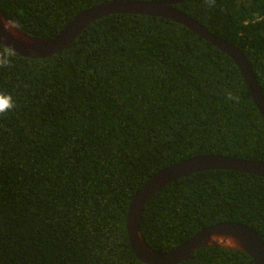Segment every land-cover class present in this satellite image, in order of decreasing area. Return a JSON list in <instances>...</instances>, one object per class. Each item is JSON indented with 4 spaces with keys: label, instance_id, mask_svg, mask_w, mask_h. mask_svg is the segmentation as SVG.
<instances>
[{
    "label": "trees",
    "instance_id": "trees-1",
    "mask_svg": "<svg viewBox=\"0 0 264 264\" xmlns=\"http://www.w3.org/2000/svg\"><path fill=\"white\" fill-rule=\"evenodd\" d=\"M110 1L0 0V9L52 39ZM174 7L237 45L264 96V0ZM0 93L16 105L0 116V264H146L130 244L127 215L151 177L199 155L264 161V118L237 64L169 19L109 15L52 56L15 52L0 68ZM226 222L264 240V177L212 170L178 179L147 204L141 228L147 246L167 253ZM181 264L254 261L205 247Z\"/></svg>",
    "mask_w": 264,
    "mask_h": 264
},
{
    "label": "water",
    "instance_id": "water-1",
    "mask_svg": "<svg viewBox=\"0 0 264 264\" xmlns=\"http://www.w3.org/2000/svg\"><path fill=\"white\" fill-rule=\"evenodd\" d=\"M186 0H112L78 14L52 39L37 38L20 26L6 28L11 20L0 9V44L15 49L27 58H46L70 46L96 20L114 14H136L172 20L192 30L230 56L240 69L252 98L264 118V96L252 66L245 54L233 43L222 40L190 15L174 7ZM212 170H234L264 177V161L218 155H199L151 177L133 198L127 215L129 241L135 255L146 264H181L193 258L195 251L205 247H222L249 254L254 264H264V240L252 227L226 222L207 227L167 253H158L145 243L141 219L147 204L165 186L191 174Z\"/></svg>",
    "mask_w": 264,
    "mask_h": 264
},
{
    "label": "clouds",
    "instance_id": "clouds-1",
    "mask_svg": "<svg viewBox=\"0 0 264 264\" xmlns=\"http://www.w3.org/2000/svg\"><path fill=\"white\" fill-rule=\"evenodd\" d=\"M205 3L209 7H213L216 4V0H205ZM5 27L10 29L14 27H19V24L11 19L10 22L5 25ZM14 58L15 49L9 46L0 47V68L10 67L13 63ZM226 93V99L228 101H234L235 103L240 102V97L234 94L232 91L226 90ZM15 106L16 105L14 99L10 94L6 95L4 93H0V116H3L8 112L12 111Z\"/></svg>",
    "mask_w": 264,
    "mask_h": 264
}]
</instances>
